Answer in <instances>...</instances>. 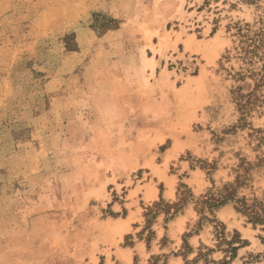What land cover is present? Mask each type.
I'll use <instances>...</instances> for the list:
<instances>
[{
	"label": "rangeland",
	"instance_id": "rangeland-1",
	"mask_svg": "<svg viewBox=\"0 0 264 264\" xmlns=\"http://www.w3.org/2000/svg\"><path fill=\"white\" fill-rule=\"evenodd\" d=\"M261 20L264 0H0V264H264L238 210L264 207L236 35Z\"/></svg>",
	"mask_w": 264,
	"mask_h": 264
},
{
	"label": "trees",
	"instance_id": "trees-1",
	"mask_svg": "<svg viewBox=\"0 0 264 264\" xmlns=\"http://www.w3.org/2000/svg\"><path fill=\"white\" fill-rule=\"evenodd\" d=\"M236 35L239 37L238 45L241 58L244 60L249 76L254 82L253 89L245 94L238 103L242 113L247 114L257 105L264 103V20H261L259 25L237 24ZM242 119H245L244 114ZM257 132L260 133L259 141L261 144L264 141V129H258ZM234 189L233 184H226L223 194L218 196L207 195L204 201L213 208H217L234 200ZM239 201L241 206L238 207V210L246 213L251 222L254 224L264 223V207L254 205L259 208L257 209L247 204L245 199Z\"/></svg>",
	"mask_w": 264,
	"mask_h": 264
},
{
	"label": "crops",
	"instance_id": "crops-1",
	"mask_svg": "<svg viewBox=\"0 0 264 264\" xmlns=\"http://www.w3.org/2000/svg\"><path fill=\"white\" fill-rule=\"evenodd\" d=\"M158 195H159V192L156 196H158ZM185 216L186 215L182 214L180 216L175 217L174 220L172 221V224L167 229L165 227H163L162 225H161V227L156 226V228H154L156 239H154V241L151 243L150 247H148L147 243L144 240L138 239V241L134 245V249L142 255L145 253H158V252L165 251V249L163 248V246L161 244V240L163 239L164 236H168L172 240H176L177 238H179L180 234L185 229L184 223L186 224V220H188V218L184 219V221L181 220ZM122 250L124 252H126V254L130 255L129 258H131V259L127 260V263L130 264L131 260H132V256L130 253L131 249L130 248H123ZM174 260H176L175 257H174Z\"/></svg>",
	"mask_w": 264,
	"mask_h": 264
}]
</instances>
